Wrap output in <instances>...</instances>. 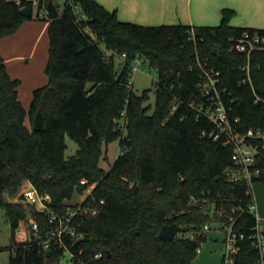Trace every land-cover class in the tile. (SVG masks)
I'll return each mask as SVG.
<instances>
[{
    "label": "trees",
    "instance_id": "16d2710c",
    "mask_svg": "<svg viewBox=\"0 0 264 264\" xmlns=\"http://www.w3.org/2000/svg\"><path fill=\"white\" fill-rule=\"evenodd\" d=\"M50 1L38 0L39 7L46 9ZM63 1L54 0L62 11L48 19V83L33 91L29 109L19 98L22 81L9 74L0 54V210L11 227L9 264H61L67 251L70 264H191L207 240L204 225L219 220L201 203L226 214L244 209L237 226L246 238L234 264H258L259 252L249 238L257 225L249 210L253 194L248 183L225 178L233 148L204 136L214 125L199 111L210 101L198 85L207 80L203 69L219 71L216 87L230 119L264 131V50L251 54V81L244 82L248 58L232 49V38L264 29L232 26L230 9H224L218 26H144L121 21L97 0ZM32 5L0 0V39L32 18L20 11ZM123 54L118 70L115 56ZM135 58L159 76L152 113L145 104L149 90L138 95L128 87ZM38 110L43 131L33 129ZM67 135L79 143L69 158ZM117 139L121 151L105 170L104 148ZM260 163L264 171V156ZM257 181H264V173ZM29 185L51 195L58 211L92 187L84 204L99 212L77 216L64 247L19 241L16 230L29 218L43 235L53 228L47 214L25 197ZM174 222L182 234L159 238L161 228Z\"/></svg>",
    "mask_w": 264,
    "mask_h": 264
},
{
    "label": "built area",
    "instance_id": "2783aa9c",
    "mask_svg": "<svg viewBox=\"0 0 264 264\" xmlns=\"http://www.w3.org/2000/svg\"><path fill=\"white\" fill-rule=\"evenodd\" d=\"M64 2L61 0V3ZM232 49L246 54L248 58L247 64L243 67V70L247 73V78L244 80L251 81L250 75V56L254 51L264 50V34L258 32L250 33L245 31L242 37L232 38ZM104 47V46H103ZM107 57L110 60L111 51L105 49ZM119 59L120 63H123L126 54L121 56H115ZM143 65L142 58H135L132 66V76L128 83V87L132 89V78L135 71L139 66ZM204 76L207 79L205 83H200L198 87L204 91V95L208 96L210 104L199 107V111L203 112L209 121L214 125V129L211 132H203L204 136H208L214 141H219L225 147H231L232 149V166L225 170V178L234 183L246 182L253 194V186L255 180L262 177L264 171L261 167V159L264 156V131L261 129L244 128V125L240 124L239 118L234 120L230 119L228 113V107L222 100V95L216 87V83L219 81L220 72L211 69L210 71L203 69ZM225 91V90H224ZM176 110V105L173 107V111ZM239 127V128H238ZM84 183L86 181H83ZM89 193H86L78 202L74 205H69L66 210L58 211L51 207L52 197L49 194L40 193L32 185L28 186L25 190V197L31 204L36 205L41 211L47 214L48 222L53 225V228L47 231L44 235L41 233L38 222L29 218L25 227L20 226L16 230V236L19 241L29 242L38 240L44 249L51 248L54 244H59L60 247H64V237L67 233L73 232L72 224L75 218L79 215L92 214L96 215L99 209L96 207L85 206L84 202L92 194V187L89 188ZM192 202H198L194 196L191 197ZM249 210L255 214L257 225L253 232L249 235L254 248L259 252L260 260L258 264H264V227L262 224V218L258 214V208L254 201V195ZM104 200L100 201L103 204ZM202 204V205H201ZM202 210L210 213L212 216H217L218 221L212 224H205L203 231L207 232L215 226L216 229L224 232V260L223 264H234L235 257L241 250L240 241L246 238V234L240 227L237 226V220L242 212L238 215L226 214L224 209L214 210V207L207 209L203 203H201ZM233 213L236 209L233 208ZM227 218V221H223L222 218ZM201 252V248L197 250ZM72 254L67 251L66 256L62 259L61 264H70V257ZM101 254L95 255V258H100Z\"/></svg>",
    "mask_w": 264,
    "mask_h": 264
},
{
    "label": "crops",
    "instance_id": "0c3cea01",
    "mask_svg": "<svg viewBox=\"0 0 264 264\" xmlns=\"http://www.w3.org/2000/svg\"><path fill=\"white\" fill-rule=\"evenodd\" d=\"M12 1L19 2L20 0ZM97 1L103 4L109 11H115L121 21L137 23L144 26L179 24L187 26H218L223 20L224 9H230L235 11L234 16L230 20L232 26L264 29V0ZM37 2L38 0H36V3ZM33 14L34 5L32 7L31 16H33ZM48 25L49 22H26L17 33L0 40V54L7 63L8 71L11 72V63L18 62L22 65V63L24 61L27 62L31 56H36L38 46H40L41 42L46 38L45 35L48 31ZM11 46L32 47L27 53H19L11 56L8 54ZM44 46H46V44ZM27 123L30 125L29 120H27ZM200 253H202V251Z\"/></svg>",
    "mask_w": 264,
    "mask_h": 264
},
{
    "label": "rangeland",
    "instance_id": "374dc122",
    "mask_svg": "<svg viewBox=\"0 0 264 264\" xmlns=\"http://www.w3.org/2000/svg\"><path fill=\"white\" fill-rule=\"evenodd\" d=\"M34 5V14L31 19L26 20L20 28L15 32L17 33L26 22H48L49 17L45 8H40L36 0H32ZM32 5V7H33ZM59 11L61 13L62 7L60 6ZM14 33V34H15ZM194 33V30L192 31ZM12 34V35H14ZM11 35L7 36L10 37ZM46 38L38 46L36 56L33 55L26 62L21 64L18 62L11 63V72L9 74L13 77H17L22 81L20 86V99L27 109L30 108L31 100L33 97V91L46 85L48 83V77L45 72V68L49 59V48H50V37L48 31L45 35ZM6 38V37H3ZM1 38V39H3ZM0 39V40H1ZM46 44V46H44ZM32 46H11L9 48V55H17L19 53H27ZM3 57V56H2ZM13 64V65H12ZM116 69L119 70L120 62L119 59L115 61ZM7 65V63H6ZM8 69V67H7ZM132 78V89L133 91L141 95L144 91L149 90V99L145 102L146 105H151V111L154 110L156 101V85L158 74L155 70L150 69L146 65L139 66L138 70L134 72ZM67 149L65 150V157L69 158L76 154L79 146L73 138L66 136ZM120 148V140H114L105 146L103 156L100 160L101 166L105 170H109L117 159ZM90 190H87L89 193ZM254 201L258 208V214L262 218V224L264 227V181H257L253 186ZM82 197L75 199L79 201ZM76 203V202H75ZM211 206V205H210ZM212 207V206H211ZM180 233V232H179ZM182 233L178 234L181 235ZM207 240L201 245L202 253H198L197 257L192 261L191 264H223L224 260V233L212 227L210 231L205 232ZM194 236V235H192ZM17 237V236H16ZM216 238V239H215ZM11 239V227L10 223L4 215V210H0V264H9V257L11 251L7 249Z\"/></svg>",
    "mask_w": 264,
    "mask_h": 264
},
{
    "label": "water",
    "instance_id": "95a60500",
    "mask_svg": "<svg viewBox=\"0 0 264 264\" xmlns=\"http://www.w3.org/2000/svg\"><path fill=\"white\" fill-rule=\"evenodd\" d=\"M46 10L48 13V17L51 19L58 18L60 15V11L58 7L56 6V3L54 0H51L50 3L47 4ZM21 13L24 16H31L32 15V8L29 6L23 7L21 10ZM44 120H43V113L41 110H38V112L35 115L34 118V125L33 129L34 131H43L44 130ZM133 189L136 191L138 189V183L135 182ZM180 226L178 223H171V224H166L164 225L159 234V238L164 239V240H173L175 237L180 234Z\"/></svg>",
    "mask_w": 264,
    "mask_h": 264
}]
</instances>
